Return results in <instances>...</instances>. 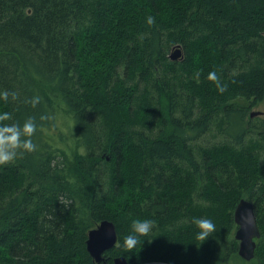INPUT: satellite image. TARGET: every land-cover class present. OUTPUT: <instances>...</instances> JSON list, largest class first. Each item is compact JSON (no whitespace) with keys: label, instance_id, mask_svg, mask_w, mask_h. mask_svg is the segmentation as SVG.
<instances>
[{"label":"trees","instance_id":"16d2710c","mask_svg":"<svg viewBox=\"0 0 264 264\" xmlns=\"http://www.w3.org/2000/svg\"><path fill=\"white\" fill-rule=\"evenodd\" d=\"M263 102L264 0H0V264H95L103 220L105 264H264Z\"/></svg>","mask_w":264,"mask_h":264},{"label":"water","instance_id":"95a60500","mask_svg":"<svg viewBox=\"0 0 264 264\" xmlns=\"http://www.w3.org/2000/svg\"><path fill=\"white\" fill-rule=\"evenodd\" d=\"M182 52L180 46L173 48L169 59L176 61L181 59ZM261 111H252L249 114L251 119L263 115ZM236 229L234 239L238 242L237 252L241 259L246 262L254 258L257 241L260 231L257 225L254 205L246 199H241L235 207L233 214ZM118 242L115 225L108 220L101 221L95 228L89 230L87 234L86 250L95 264H105L104 253L116 246ZM113 264H128L123 257L113 259Z\"/></svg>","mask_w":264,"mask_h":264},{"label":"rangeland","instance_id":"374dc122","mask_svg":"<svg viewBox=\"0 0 264 264\" xmlns=\"http://www.w3.org/2000/svg\"><path fill=\"white\" fill-rule=\"evenodd\" d=\"M252 111H261L264 113V102L260 103L258 106L253 108ZM259 117L263 118L264 115H261ZM256 118L257 117L251 119L249 115L247 114L245 120L246 121L251 120L253 121L252 123H255ZM66 120H65V116L58 115L55 118L54 125H52L50 131H48V134H50L52 138V139L49 138L51 140L49 141L54 145L53 146L54 151L57 153H60V150H67V152L69 153V151H71L74 146V142H76L78 139V137H73L74 131L70 129L71 123L67 122ZM218 134L216 132V129L213 128L212 132L209 135H207L204 139H202L201 141H203L204 143H209V144L218 142L219 140L222 139L221 135L220 134L218 135Z\"/></svg>","mask_w":264,"mask_h":264}]
</instances>
